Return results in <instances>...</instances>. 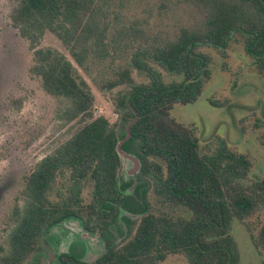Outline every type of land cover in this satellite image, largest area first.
<instances>
[{"label":"trees","instance_id":"obj_1","mask_svg":"<svg viewBox=\"0 0 264 264\" xmlns=\"http://www.w3.org/2000/svg\"><path fill=\"white\" fill-rule=\"evenodd\" d=\"M8 2L10 24L30 51V74L57 101L60 126L74 124L23 175L0 264H36L51 229L71 219L97 233L104 251L90 261L56 253L57 264H160L176 254L188 264H238L232 224L264 208V178L247 181L248 156L219 137L203 148L194 125L170 111L195 102L210 78L204 44L223 52L238 35L264 71V0ZM180 9L189 21L176 17ZM46 32L66 54L40 46ZM162 70L180 79L165 81ZM87 79L111 97L114 121L93 113ZM135 118L121 149L139 168L126 178L117 144ZM246 226L264 264V223Z\"/></svg>","mask_w":264,"mask_h":264},{"label":"rangeland","instance_id":"obj_2","mask_svg":"<svg viewBox=\"0 0 264 264\" xmlns=\"http://www.w3.org/2000/svg\"><path fill=\"white\" fill-rule=\"evenodd\" d=\"M10 7L8 0H0V245L3 246L12 209L20 200L23 175L66 138L74 124L60 126L61 121L56 117L57 101L42 91L38 80L30 74V51L27 42L10 24ZM175 15L190 19L187 10L180 9ZM171 21L167 19L166 23ZM40 46H51L66 54L61 42L49 32L43 35ZM200 50L210 56V78L195 102L177 103L170 114L179 122L194 125L203 148L206 145L211 148L219 137L233 150L248 156L252 166L247 181L264 178V144L261 140L264 136V71L257 70L238 35L229 41L223 52L210 44L202 45ZM162 73L165 81L180 79L163 70ZM134 76L139 80L135 72ZM87 81L95 98L93 113L114 121L117 115L109 94ZM18 99L21 103L17 108L14 101ZM210 99L223 105L213 106ZM121 163L120 173L126 178L132 176L135 172L133 162L121 158ZM83 194L88 198L89 188ZM49 197L56 199L54 188H50ZM247 223L251 228L264 223V208L244 221L234 220L231 228L239 251L238 264H260L261 257L251 243ZM66 224L51 230L52 234L64 230L66 235L56 253L69 251L90 261L104 251V242L97 233L84 231L73 219L67 220ZM73 235H78L79 240L77 245L69 247L67 241ZM80 243L84 244L82 250ZM36 264L57 263L43 251ZM160 264L188 263L176 254Z\"/></svg>","mask_w":264,"mask_h":264},{"label":"flooded vegetation","instance_id":"obj_3","mask_svg":"<svg viewBox=\"0 0 264 264\" xmlns=\"http://www.w3.org/2000/svg\"><path fill=\"white\" fill-rule=\"evenodd\" d=\"M62 225H67L66 224V221L62 222L61 224H58L57 226H54L53 228L55 227H62ZM52 228V229H53ZM51 229V230H52ZM64 230L61 231H58L53 233L50 231L49 232V237L47 238V243L44 244V248H45V252H48V255L52 256L53 258L55 257L56 255V249L59 248L62 246V241L66 238V235L65 233H63ZM85 231V230H84ZM87 232V231H86ZM89 233V232H88ZM74 236V235H73ZM72 236V237H73ZM78 236V235H77ZM77 236H74L72 239L70 238L67 243H68V246L71 247L72 245H77V241L79 240V238H77ZM86 245V244H85ZM80 247H81V250L84 248V244H81L80 243ZM60 253V252H58Z\"/></svg>","mask_w":264,"mask_h":264},{"label":"water","instance_id":"obj_4","mask_svg":"<svg viewBox=\"0 0 264 264\" xmlns=\"http://www.w3.org/2000/svg\"><path fill=\"white\" fill-rule=\"evenodd\" d=\"M136 120V118L134 120H132L131 122H129L127 125H126V135L125 137L118 142L117 144V151L119 153V156L120 158H126L127 160H130L133 162L134 164V171L136 172L139 168V161L137 160V158L131 154H127L125 153L122 149H121V143L127 139L129 136H130V132H129V126L131 123H133L134 121ZM135 172H133L132 174H134Z\"/></svg>","mask_w":264,"mask_h":264}]
</instances>
